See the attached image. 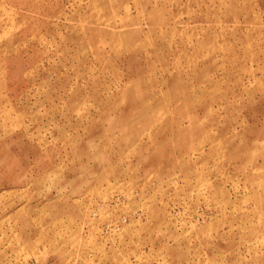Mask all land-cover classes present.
Wrapping results in <instances>:
<instances>
[{"label":"rangeland","instance_id":"1","mask_svg":"<svg viewBox=\"0 0 264 264\" xmlns=\"http://www.w3.org/2000/svg\"><path fill=\"white\" fill-rule=\"evenodd\" d=\"M0 264H264V0H0Z\"/></svg>","mask_w":264,"mask_h":264}]
</instances>
